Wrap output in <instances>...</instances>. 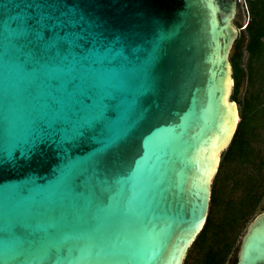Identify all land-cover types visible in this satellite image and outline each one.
Masks as SVG:
<instances>
[{"label":"water","instance_id":"95a60500","mask_svg":"<svg viewBox=\"0 0 264 264\" xmlns=\"http://www.w3.org/2000/svg\"><path fill=\"white\" fill-rule=\"evenodd\" d=\"M239 13L0 0V264H184L241 121ZM235 264H264V210Z\"/></svg>","mask_w":264,"mask_h":264},{"label":"trees","instance_id":"16d2710c","mask_svg":"<svg viewBox=\"0 0 264 264\" xmlns=\"http://www.w3.org/2000/svg\"><path fill=\"white\" fill-rule=\"evenodd\" d=\"M251 16L246 45L239 40L231 56L232 99L239 103L241 121L222 156L206 224L184 264H235L243 229L264 198V0L251 1ZM243 73L247 81L240 96Z\"/></svg>","mask_w":264,"mask_h":264},{"label":"built area","instance_id":"2783aa9c","mask_svg":"<svg viewBox=\"0 0 264 264\" xmlns=\"http://www.w3.org/2000/svg\"><path fill=\"white\" fill-rule=\"evenodd\" d=\"M251 1L252 0H238L240 16L242 17L238 29L240 33L245 32L251 19Z\"/></svg>","mask_w":264,"mask_h":264},{"label":"flooded vegetation","instance_id":"af4514ba","mask_svg":"<svg viewBox=\"0 0 264 264\" xmlns=\"http://www.w3.org/2000/svg\"><path fill=\"white\" fill-rule=\"evenodd\" d=\"M241 19H242V17L241 16H239V18H238V21H237V25H239L240 24V22H241ZM259 206H261V207H263L264 206V198H263V200L260 202V204H259ZM263 211V210H262ZM261 212V211H260ZM259 212V213H260ZM258 213V214H259ZM250 224V223H249ZM248 227V226H247ZM247 227H246V230H247ZM246 232V231H245ZM245 232H244V234H245ZM243 237V236H242ZM242 237H241V240H242ZM241 240H240V243H241ZM240 243H239V246H240Z\"/></svg>","mask_w":264,"mask_h":264},{"label":"rangeland","instance_id":"374dc122","mask_svg":"<svg viewBox=\"0 0 264 264\" xmlns=\"http://www.w3.org/2000/svg\"><path fill=\"white\" fill-rule=\"evenodd\" d=\"M240 14V13H239ZM240 16V15H239ZM262 210H264V206L263 207H261V206H259L258 208H257V210H256V215L260 212V211H262ZM255 215V216H256ZM253 220V218L250 220V222ZM249 222V223H250ZM248 223V224H249ZM248 224L245 226V228L248 226ZM246 231V229H243V232H242V234H241V237H242V235L244 234V232Z\"/></svg>","mask_w":264,"mask_h":264}]
</instances>
